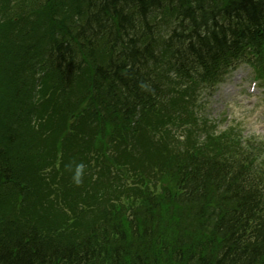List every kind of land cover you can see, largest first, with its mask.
I'll return each mask as SVG.
<instances>
[{
  "label": "trees",
  "instance_id": "1",
  "mask_svg": "<svg viewBox=\"0 0 264 264\" xmlns=\"http://www.w3.org/2000/svg\"><path fill=\"white\" fill-rule=\"evenodd\" d=\"M242 58L264 0H0V264H264V138L195 105Z\"/></svg>",
  "mask_w": 264,
  "mask_h": 264
},
{
  "label": "rangeland",
  "instance_id": "2",
  "mask_svg": "<svg viewBox=\"0 0 264 264\" xmlns=\"http://www.w3.org/2000/svg\"><path fill=\"white\" fill-rule=\"evenodd\" d=\"M252 81L250 68L238 65L212 94L201 98L208 119L216 122L221 129L234 124L245 136L256 134L264 137V94L257 88L250 94L248 87Z\"/></svg>",
  "mask_w": 264,
  "mask_h": 264
}]
</instances>
